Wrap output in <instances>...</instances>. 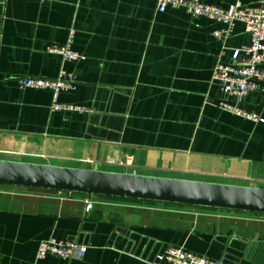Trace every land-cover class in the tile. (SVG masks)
Returning <instances> with one entry per match:
<instances>
[{
    "label": "crops",
    "instance_id": "obj_1",
    "mask_svg": "<svg viewBox=\"0 0 264 264\" xmlns=\"http://www.w3.org/2000/svg\"><path fill=\"white\" fill-rule=\"evenodd\" d=\"M224 29L183 9L158 13L155 0H0V159L264 188V85L239 104L259 121L220 108L214 70L251 43L243 23L214 36ZM72 30L83 60L48 52ZM62 70L76 88L60 102L85 111L53 112L50 90L20 87ZM10 188L0 189V264H151L169 247L264 264V215L112 199L86 213V195ZM51 238L86 256L39 260Z\"/></svg>",
    "mask_w": 264,
    "mask_h": 264
},
{
    "label": "built area",
    "instance_id": "obj_2",
    "mask_svg": "<svg viewBox=\"0 0 264 264\" xmlns=\"http://www.w3.org/2000/svg\"><path fill=\"white\" fill-rule=\"evenodd\" d=\"M47 1V0H42ZM156 11L165 13L167 9H183L193 19L206 18L225 25L222 31H216L214 36L228 39L234 32L237 23H243L246 32L251 36V43L235 49L230 64L219 62L213 73V82L220 85L221 92L226 97L219 103L222 110L236 116L253 121L259 118L247 113L239 107L248 95L263 89L264 85V5L259 7H244L237 3L228 8L208 5L201 0H155ZM75 30L70 33L67 45H53L48 52L62 56L64 61L75 62L84 57L72 48ZM22 89L50 90L53 93V112L85 111L84 107L63 104L59 97L61 92L74 90L75 83L71 75L62 70L57 79L27 77L19 80ZM230 99H234L232 103ZM85 212L90 213L96 200L85 196L83 200ZM88 247L74 241H60L55 238L43 240L38 248L37 258L46 259L48 256L64 260H82ZM151 264H220L217 261L199 256L184 247H169L159 253Z\"/></svg>",
    "mask_w": 264,
    "mask_h": 264
},
{
    "label": "water",
    "instance_id": "obj_3",
    "mask_svg": "<svg viewBox=\"0 0 264 264\" xmlns=\"http://www.w3.org/2000/svg\"><path fill=\"white\" fill-rule=\"evenodd\" d=\"M0 186L264 215V188L0 159Z\"/></svg>",
    "mask_w": 264,
    "mask_h": 264
},
{
    "label": "rangeland",
    "instance_id": "obj_4",
    "mask_svg": "<svg viewBox=\"0 0 264 264\" xmlns=\"http://www.w3.org/2000/svg\"><path fill=\"white\" fill-rule=\"evenodd\" d=\"M25 163V162H24ZM0 189H11L10 186H0ZM64 194H67V193H64ZM76 195H80V194H76ZM93 199L95 200H99V199H111V198H104V197H96V196H93ZM114 201H118V202H129V203H134V204H138V205H143V204H146V205H153V203H149V202H137V201H131V200H121V199H112Z\"/></svg>",
    "mask_w": 264,
    "mask_h": 264
}]
</instances>
